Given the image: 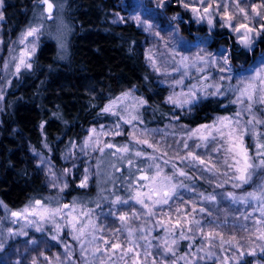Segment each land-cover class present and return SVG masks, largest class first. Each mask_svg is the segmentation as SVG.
I'll return each mask as SVG.
<instances>
[{"label":"rangeland","instance_id":"rangeland-1","mask_svg":"<svg viewBox=\"0 0 264 264\" xmlns=\"http://www.w3.org/2000/svg\"><path fill=\"white\" fill-rule=\"evenodd\" d=\"M52 2L56 5L52 20L45 18L46 13L44 16L41 15L44 5L38 2L35 4L30 22L22 33L29 27L40 25L43 27L41 34L29 38L26 44L18 42L22 33L16 39L10 37L6 39L5 16L0 20V40L3 41L0 43V96L6 81L17 77L22 71L29 70L21 67L17 73L16 64L26 46L31 50V43L34 40L36 50L30 58H27V62L31 63L42 33L52 34L60 51L66 50L67 38L71 32L66 7L61 5V0H52ZM162 2L161 7L158 6L161 0H121L120 11L116 12L113 21L117 24L133 23L147 35V43L144 46L146 63L156 75L159 84L167 89L166 104L172 108L174 115L170 116L165 128L149 127L142 123L141 115L145 104L141 105L139 102L143 100H138L133 95L125 98L124 95L111 101L109 105L115 102L112 112L105 114L112 119L108 118L104 123L91 127L81 143H75L71 147L65 157L67 168L58 170L49 157L43 154L37 156L39 171L46 179L49 198H51L49 204L44 202L42 204L50 209L63 208L65 203L62 195L69 187L72 175L82 166L79 185L86 180V187L82 188L89 190L95 184L94 180L99 179V185L108 182L113 185L110 189L116 194L121 183H124L123 185L130 190L128 192L132 194L131 197L135 196L137 191L149 192L150 187H153L151 177L155 174L156 164H160L164 175L173 176L176 169H179L185 171L187 176L181 177L178 173L173 176L172 183L177 187L168 204L153 205L152 201L159 199L157 195H153L152 200L145 198V202L154 212L152 216L147 215L148 209L130 197L121 198L128 200V204H114L112 201L116 198H111L110 205L102 208L75 206L73 210L72 206H69L54 218L45 220L31 215H28L27 219L12 217V212L0 202V243L3 244L0 264H17V261L19 264H33L34 261L35 264H100L101 259L104 264H133L134 260L136 264H172L173 260H176V264H186L184 259H179L185 255L191 264H264V253L260 251L264 247V240L259 239L261 232L264 231V224L256 223L257 220L264 221V216L258 210L261 202L251 199L247 203L233 202L228 195L232 193L239 199L247 197L249 192H259L260 185L264 184V173L257 170L248 184L239 188L233 187V184L239 181L232 179L236 175L235 168L228 166L235 164V160L225 151L228 145L219 138L215 142L201 141L198 137L189 139L191 132L202 125L189 128L181 121L182 114H189L202 100L208 98L226 99L234 106L235 113L243 109L244 105L232 101L239 95L237 90L244 87L255 75V71L264 68V52L258 53L249 65L235 64L231 58L233 44L226 48L215 47L213 45L215 39L211 34L217 28L227 29L234 44L253 52L256 48L255 44L264 34V30L261 29V25L264 24V19L261 18L264 17V7H259L264 5V0H239V7L237 0H204L203 4L200 0H162ZM185 3L189 4L188 8L184 7ZM209 4L212 7L208 13H205L204 8ZM254 6H257L260 16L253 11ZM175 7L180 10L173 12L172 8ZM241 7L245 9L248 19H245V14L239 11ZM193 8L199 11L194 12ZM3 10L4 3L0 7V11ZM225 11L232 17L230 21L232 27L228 26L229 21ZM137 16L140 18L139 22L134 19ZM209 20L212 21L211 24ZM191 23L205 26L209 35L197 34L195 31H191L190 35L187 34L184 25ZM242 23L260 32L259 35L252 34L250 46H245L241 42L244 29L240 32L234 31V27ZM61 42L64 43L63 48L60 46ZM225 57L228 63L224 62ZM221 68L225 71H221ZM217 87L221 94L212 95L217 91ZM253 112L258 119H264V106L254 104ZM235 113L216 116L213 121L203 125H213L219 118L233 117ZM131 116H138V119L130 124L125 123L124 120L131 119ZM249 118L247 113L243 114L241 130L244 128V122ZM93 129H96L95 133ZM224 131L228 132L230 129ZM256 131L261 134V142H264V124L256 125ZM117 132L121 134L116 135ZM133 133L136 139L147 140L154 147L137 144L133 139ZM213 134H215L214 130ZM185 142L188 148L184 147ZM105 144H113L115 147L106 148ZM197 144L201 147H197ZM205 144L207 146H204ZM255 144L254 136L251 134L244 136V145L253 156L256 151ZM125 145L131 149L129 153L116 152V148ZM100 148H104L103 153L99 151ZM155 148H159V151H155ZM217 148L219 151L215 150ZM136 151H142L143 155L135 156ZM113 152L116 154L112 155ZM165 152L166 156L163 155ZM188 152L206 161L211 159L215 167L212 171H207L205 168L208 166L200 165L198 161L191 159L182 161L181 157L187 156ZM150 157L157 159L153 160ZM129 160H132L131 165ZM164 160H168L169 163L164 164ZM225 160L228 164H225ZM140 162L142 165L139 164ZM173 164L176 165V169H173ZM137 167L141 168L142 172L135 171ZM121 173H124L123 179L120 177ZM141 176H148L149 179L141 180ZM181 183L185 187H180ZM65 184L67 187L60 191ZM134 184L136 189L133 187ZM101 189V193L107 192V190L103 191L104 187ZM210 197L215 199H209ZM33 205L27 208L31 209ZM83 213L90 215L84 216ZM133 213L136 215L134 216ZM124 214H127V219L121 221L119 216ZM73 217H76L77 229L82 224H87L89 219L96 225L94 230L89 228L86 236L82 238L89 249L87 253H82L81 241L73 238L78 235L69 223ZM29 220L33 223L29 224ZM193 220L200 221V226L204 229L203 233L198 230L197 225L191 223ZM56 225L60 226L59 229ZM189 227L192 228L191 232L188 231ZM37 228L41 230L37 231ZM167 229L172 231L169 232ZM9 230L15 235L10 236ZM181 232L189 239H181ZM209 232L219 235L205 240L204 235ZM93 236L96 237L95 240L92 239ZM173 239L177 241L173 246L175 256L165 253L164 250V241L167 240L171 245ZM104 241H108L109 244H105ZM112 243L121 244V249L108 251ZM95 247L104 251L94 257L91 252ZM128 248H133V252L124 255ZM201 248L204 251H198ZM253 250L256 254L249 255L248 253ZM209 252L214 254L211 258L208 256ZM241 252L244 253L242 257ZM136 253H139V257ZM109 256L111 259L108 258ZM200 256L205 258L200 260L198 259Z\"/></svg>","mask_w":264,"mask_h":264},{"label":"trees","instance_id":"trees-1","mask_svg":"<svg viewBox=\"0 0 264 264\" xmlns=\"http://www.w3.org/2000/svg\"><path fill=\"white\" fill-rule=\"evenodd\" d=\"M120 1L61 0L71 28L66 50L60 51L52 34L42 33L32 67L4 84L0 104V202L9 211H21L36 200L50 203L37 156L49 157L58 170L67 168L65 157L71 147L80 144L91 127L112 119L103 111L111 101L125 93L145 101L141 117L143 125L149 127L165 128L174 115L166 104L167 89L146 63L147 35L133 23L113 21L120 11ZM37 2L4 0L6 39L20 36ZM179 10L172 8L173 12ZM184 30L189 35L191 31L209 35L205 26L193 23L184 25ZM211 36L215 47L233 44L231 58L235 64L249 65L264 52V34L253 52L234 44L227 29L217 28ZM233 113L235 108L226 99L208 98L189 114H182L181 121L195 128L216 116ZM82 168L72 175L62 195L65 204L94 209L109 206L111 198L132 196L124 183L116 194L110 189L113 185H99V179L89 190L80 187ZM135 171L140 173L142 169L137 167ZM102 187L107 192L101 193ZM133 187L136 189V184Z\"/></svg>","mask_w":264,"mask_h":264},{"label":"snow or ice","instance_id":"snow-or-ice-1","mask_svg":"<svg viewBox=\"0 0 264 264\" xmlns=\"http://www.w3.org/2000/svg\"><path fill=\"white\" fill-rule=\"evenodd\" d=\"M4 0H0V7L3 6ZM38 3L41 5H44L43 11L41 13L42 16H44V14L46 13V19L48 20H52L53 19V11L54 8H56V5L52 2V0H38ZM200 3L203 4L204 0H200ZM158 6H163V2L161 0V3ZM185 8L189 7V4L185 3L184 4ZM212 7L211 4H209L207 7L204 8V12L208 13L209 9ZM237 7H239V0H237ZM259 7H264V5H261ZM194 12H198L199 9H195L193 8ZM239 11L241 13L245 14V19H248V15L247 13H245V9L244 8H239ZM253 11L255 12V14L257 16H260V12L257 10V6L253 7ZM225 15L229 21V25L230 27H232L230 21L232 19V17L227 15V11H225ZM4 18V13L3 11H0V20H3ZM202 19L204 17H201ZM262 19H264V17H261ZM123 19V18H121ZM134 19L139 22L140 18L134 17ZM209 24L212 23L211 20L208 21ZM43 27V25L40 26H33V27H29L24 33L21 34V37L19 39V43L20 44H26V42L29 40V38H35L38 37L41 34V28ZM241 29H244V32L241 36V42L245 45V46H250L251 42H252V34L255 33V35H259L260 32L256 31L253 28H250L247 24H240L238 27H234V31L236 32H240ZM261 29L264 30V24L261 25ZM0 43H3L2 40H0ZM61 48L64 47V43L61 42ZM36 48H35V41L33 40L31 43V50H29V48L26 46L24 48V50L21 52L20 57H19V61L16 64V72L18 73L21 69V67H25V68H31L32 65L31 63L27 62V58H30L31 55L35 52ZM15 59V57L13 58ZM186 59V58H185ZM202 59V58H201ZM224 62L228 63V59L227 57L224 58ZM221 71H225V69L221 68ZM221 79H223V77H221ZM182 82V81H181ZM243 83V81L241 82ZM239 92V95L237 96L236 100L232 101V103L235 104H240V105H244L243 109L238 110L233 117H221L219 118L216 122H214L213 125H202L200 128L195 129L194 131L191 132L189 139L193 138V137H198L201 141H213L215 142L218 138L220 140L223 141L224 144L228 145L227 148L225 149V151L235 160V164L234 165H228L230 168L234 167L235 168V172L236 175H234L232 177V179L239 181V183L233 184V187L235 188H239L242 187L244 184H248L251 179L253 174L257 171V170H261L262 173H264V142H261V134L259 132L256 131V125H261L264 124V119H258L256 114L253 112V107L254 104H259L264 106V68L256 70L255 71V75L252 76L247 83L244 85V87L240 88L237 90ZM216 94H221L219 93V87H217V91L212 93V95H216ZM195 94L193 93V96ZM128 96L127 93H125V98ZM0 99H2V96H0ZM171 100V97L169 98ZM247 101V103H245ZM175 102V101H173ZM141 105H143L145 103V101H140L139 102ZM184 103H189V101H184ZM115 104V102H113V105ZM113 105H109L108 107H105L103 109V111L105 113H109L112 112V106ZM244 113H247L249 115V119H247L246 122H244V128L243 130H241V123H242V116ZM114 115H119V113H113ZM121 119H123V117H120ZM138 116H131V119L128 120H124L125 123H132L133 120H137ZM251 126V127H249ZM117 127H119V125H117ZM225 129H230V131L225 132ZM213 130L215 132V134H213ZM94 133L96 132V129L92 130ZM207 133V134H204ZM116 135H120L121 133L117 132L115 133ZM246 134H251L252 136H254L256 138V144H255V154L250 155L249 151L247 149V147L244 145V136ZM133 139L135 140V142L137 144H147V146L149 148H153L154 146L152 144H150L147 140H139L136 139L135 137V133H133ZM197 147H201L200 144L196 145ZM204 146H207L206 144ZM106 148H113L115 147V145L113 144H105ZM185 148H188V144L185 142L184 144ZM155 151H159V148H155ZM216 151H219V148L215 149ZM99 151L101 153H103L104 148H100ZM131 151V149L129 148V146L125 145L123 147L120 148H116V152H121V153H129ZM116 152H113L112 155H115ZM135 156L140 157L143 155L142 151H136L134 153ZM163 155H167V153H163ZM150 159H157L156 157H150ZM191 159L192 161H198L200 165H207L208 167L205 168V170L207 171H212L213 168L215 167L214 164H212L211 159L209 160H204L201 159L199 156L195 155L192 152H188L187 156L181 157L182 161H187ZM164 164H168L169 161L168 160H164L163 161ZM132 164V160H129V165ZM225 164H228V161L225 160ZM173 169H176V165L173 164L172 165ZM156 171L155 174L151 177V181L153 184V187H150L149 192H139L137 191L135 196L130 197V199H134L136 201V203L142 205L144 208L148 209L147 215L152 216L154 215V212L152 211V209L149 207V205L145 202V198H147L148 200H152V196L153 195H157L159 196V199L152 201L153 205H164V204H168L169 199L172 198V194L175 192V189L177 187V185L172 183V179L173 176L176 175L178 173L179 176L181 177H185L187 176V173L183 170H179L176 169V171L173 173V176H168V175H164L163 173V169L161 168L160 164H156L155 165ZM141 180H145V179H149L148 176H141L140 177ZM81 187H86V180L85 182H82ZM180 187H185V185H183L182 183L179 185ZM218 186H222V185H218ZM53 187H55V185H53ZM67 187V184H65L60 191H63L64 188ZM168 189V190H165ZM232 199L233 202H240V203H247L249 199L251 200H255V201H259L260 203V208L258 209L261 212V215L264 216V184L260 185V191L256 192H249L247 193V197H242V198H237L234 196V194L229 193L228 194ZM209 199H215V197H210ZM112 203L114 204H128V200H122L119 196L116 197V199L114 201H112ZM65 208H69V205L65 204L63 205V208L61 207H56L55 209H50L46 206H44L42 204V201L40 200H36L35 204L32 206L31 209L29 208H25L23 209V211L21 212H12L11 216L15 217L17 219H19L20 217H24L25 219H27L28 215L31 216H38L40 218V220H45V219H49V218H54L55 216L59 215L63 209ZM73 210L75 209V205L72 206ZM201 211H204V209H201ZM70 215V213H69ZM84 216H89L90 213H83ZM133 215L135 216L136 213H133ZM119 219L121 221H126L127 219V214L124 215H120ZM245 219H247V217H245ZM15 222V221H13ZM29 224L33 223V221L29 220L28 221ZM69 223L72 225V228L78 232V235L74 236L73 238L76 240L81 241V251L82 253H87L89 252V249L85 246L84 242H83V237L86 236V234L88 233V229H95L96 225L95 223L89 219L87 224H82L78 229L76 227V217H73L72 220L69 221ZM163 223V222H161ZM191 223L195 224L198 226V230L203 233L204 229L203 227L200 226V221L198 220H193ZM257 224H264V221L261 220H257L256 221ZM177 226H179V221H177ZM57 229H59V225H56ZM40 228H37V231H40ZM259 231V229H257ZM167 231L171 232V229H167ZM188 231L191 232L192 228L189 227ZM22 234H26V233H22ZM9 235H15V233H12L11 230H9ZM129 235L131 236V231L129 232ZM214 235H219V233H215V232H209L207 234L204 235V239L205 240H209L210 237L214 236ZM180 238L181 239H189L188 236L184 235L183 232H181L180 234ZM53 239H56V237H53ZM93 240L96 239L95 236H93L92 238ZM142 239H147V237H142ZM259 239L264 240V231L261 232ZM131 243V241H129ZM105 244H109L108 241H104ZM177 241L175 239H173L171 241V245H169L168 241L165 240L164 241V245H165V253H171L173 256L176 255L173 246L176 245ZM67 247V246H66ZM122 245L119 243H112L109 246L108 251H112L114 252L115 250L121 249ZM136 247H139V245H136ZM189 247L191 248V245H189ZM3 249V244L0 243V250ZM133 248H128L126 252H124V255H127L128 252H133ZM104 250H102L99 247H95L91 254L95 257L97 253H102ZM198 251H204L203 248L199 249ZM260 251L262 253H264V247H262L260 249ZM249 255H255V250H253L252 252L248 253ZM147 255H151V253H147ZM195 255V254H193ZM214 255L213 253H208L209 258H211V256ZM244 255L243 252L240 253V256L242 257ZM136 256L139 257V253H136ZM109 259H111V256L108 257ZM205 257L204 256H200L198 257V259L203 260ZM69 259H71V257L69 256ZM121 259H123V256L121 257ZM179 259H184L186 261V264H191V261L188 260L187 255L185 256H181L179 257ZM17 264H19V261H17ZM33 264H35V261L33 262ZM100 264H104L103 259H101ZM133 264H136L135 260L133 261ZM172 264H176V260H173Z\"/></svg>","mask_w":264,"mask_h":264}]
</instances>
